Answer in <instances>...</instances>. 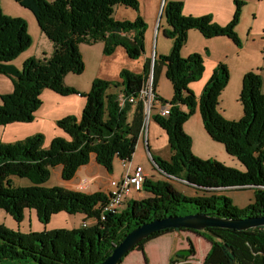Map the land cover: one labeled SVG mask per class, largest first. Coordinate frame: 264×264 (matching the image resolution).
<instances>
[{
  "label": "trees",
  "instance_id": "16d2710c",
  "mask_svg": "<svg viewBox=\"0 0 264 264\" xmlns=\"http://www.w3.org/2000/svg\"><path fill=\"white\" fill-rule=\"evenodd\" d=\"M13 1L33 15L40 32L51 42L52 53L49 58L27 59L21 69L12 65L11 62L30 46L31 38L23 19L5 16L0 9V74L10 78L12 85L10 93L0 95V126L33 121L44 89L61 96L77 94L64 85L63 79L68 73L80 75L84 70L79 45L102 43L105 55L121 47L131 59L139 57L143 51L145 25L142 20L119 22L112 17L115 6L137 9L136 0ZM181 11L179 2H164L162 6L170 28L163 34L173 40L169 55L147 59L141 74L123 71L121 83L95 79L83 95L85 105L80 118L68 117L57 122L69 140L55 138L48 149H42V135L0 145L1 210L16 221L22 218L24 210H35L43 225L52 215L62 212L83 214L85 220L93 221L88 226L84 220L82 223L87 226L75 230L29 234L0 225V263L99 264L133 229L168 216L201 213L227 219L264 218V94L260 91V76L255 72L244 75L239 96L243 116L238 121H227L218 112L219 97L229 80L225 65L217 66L196 98L189 85L201 79L203 60L197 54L186 59L180 56L190 30L198 31L206 39L227 37L238 46L234 27L239 10L224 27L211 17L183 16ZM162 71L171 83L173 100L168 116L156 114L151 118L164 131L171 156L168 161L152 158L153 165L166 181L146 178L142 190L150 197L132 200L125 211L107 213L101 221L107 193L85 194L59 187H40L47 181L50 167L60 166L61 179L70 181L78 168L87 165L91 158L108 173L112 172L115 158L130 161L143 136L145 123L143 103L137 100L139 92L151 75L155 100L159 99L156 86ZM119 96L125 99L123 105ZM130 98L136 102L129 103ZM180 105L186 106L189 112H182ZM195 111L208 137L222 144L225 152L244 167L243 172L192 154L191 139L183 125ZM10 177L25 178L33 186L13 187ZM171 180L183 181L202 194L187 197L174 188ZM243 187L253 189L254 201L242 210L219 194L225 189ZM173 231L189 230L157 231L133 250L142 251L148 241ZM205 231L207 234L195 232L210 244L202 264H264V227L246 231L207 228ZM188 251L186 260L195 255L191 243Z\"/></svg>",
  "mask_w": 264,
  "mask_h": 264
},
{
  "label": "rangeland",
  "instance_id": "374dc122",
  "mask_svg": "<svg viewBox=\"0 0 264 264\" xmlns=\"http://www.w3.org/2000/svg\"><path fill=\"white\" fill-rule=\"evenodd\" d=\"M45 1L50 2L53 0ZM136 1L138 4L137 9L115 6L112 17L119 22H134L137 18L142 20L145 25L144 48L140 56L131 59L121 47L116 48L114 53L105 55L103 53L102 43H96L90 46L84 44L79 45L78 49L84 62V70L80 75L68 73L63 79L64 85L72 88L77 94L61 96L49 89L42 90L39 96L41 105L35 112L33 121L28 123L13 122L0 126V145L13 144L16 141L24 140L28 137L42 135V149H48L51 141L55 138L69 140V136L57 126V122L68 117L80 118L85 105V97H83V95L88 92L91 83L95 79L121 83L120 75L123 71H128L133 74H141L144 63L147 59L152 60L156 54L158 56L169 55L172 50L173 40L166 38L163 34L164 30L170 29L166 23L165 16L162 13L164 2H179L182 6L181 14L183 16L211 17L212 21L221 27L230 24L236 10H239L238 20L234 27V33L239 40L238 46L227 37H213L206 39L198 31L190 30L187 33V41L180 51V53L185 49L189 51V54L185 57L180 55L185 59L194 54H197L202 58L204 72L200 80L205 77L207 78L206 82H208L219 64H223L227 68L229 75V80L226 85L227 90L226 92H223V96L221 92V97H219L220 100H222L221 107L225 110V115L222 113L220 115L225 120L238 121L243 116V107L239 100V96L242 87V79L245 74L248 72H255L260 76V91L261 94H264V0ZM0 9L5 16L23 19L27 24L28 33L31 38L30 46L11 62L12 65L21 69L24 61L27 59H41L43 57L49 58L51 56L52 44L42 32H40L33 15L28 10L22 8L13 0H0ZM38 32L40 33V36L37 34ZM245 46L246 50L243 49ZM239 48H241L242 52L238 50ZM240 73L243 75H241V87L239 90L236 89V85L238 79H240ZM189 90L197 98L198 95H195L190 87ZM238 90L239 93L237 94L236 92H238ZM11 91L12 85L10 78L6 75L0 74V95L10 93ZM156 95L159 99L154 102L151 117L156 115L163 105H169L173 100V89L164 73L160 74L157 81ZM236 107H241L242 109V116L240 118H235L234 110ZM180 110L184 113L189 112V109L184 105H180ZM195 117H198L199 119L197 111H195V113L192 114L184 124H189ZM200 121L201 120L199 119L200 125H198L207 137L208 135L202 128ZM153 122L155 121L153 120ZM158 128L161 135L165 137L167 143V137L164 134V131L159 126ZM190 139L192 143V137H190ZM198 144L197 139H194L193 147L196 149L199 148ZM216 145L225 151L222 144H217L216 142ZM168 151H170V149L167 145L165 146V155L161 156L166 158ZM134 154V159L141 163L146 174L151 176L150 180L154 182L166 181V178L154 167L142 142L140 143V146L137 147V150L135 149ZM230 159L232 161V163H230L232 166L218 162L240 172L244 171V167L237 159ZM97 167L100 169L101 174L97 172ZM117 170H119V167H117ZM60 172V166L50 167L49 177L46 182L40 185V187H59L80 193H92L96 191L95 184H101L100 186H102L104 183H109L110 185L111 182L109 173L104 168L91 163L78 168L73 179L69 182L61 179ZM9 181L13 187L22 188L33 186V184L25 178L10 177ZM170 182L176 190L182 192L187 197H194L202 194L190 186H187L183 181L171 180ZM143 194L145 196L140 197L141 200L150 196L147 191L143 192ZM219 194L227 197L231 201L232 206L239 210L246 208L254 201V193L251 187L225 189ZM122 207L125 209L128 208L126 204L119 209H122ZM187 209L191 211L190 206H188ZM84 220L85 216L83 214H67L62 212L52 215L49 222L46 225H43L39 221L35 210H24L22 218L19 221H16L9 213L0 209V225L7 230L19 232L21 234L53 230H75L81 228ZM85 221H87L88 226L92 225L93 221ZM196 249L197 256L194 257V261L198 260L204 246L201 248L200 245L196 244Z\"/></svg>",
  "mask_w": 264,
  "mask_h": 264
},
{
  "label": "crops",
  "instance_id": "0c3cea01",
  "mask_svg": "<svg viewBox=\"0 0 264 264\" xmlns=\"http://www.w3.org/2000/svg\"><path fill=\"white\" fill-rule=\"evenodd\" d=\"M37 34L40 36L39 32ZM192 37H193V35H192ZM243 49L246 50V46ZM238 50L240 52H242L241 48H239ZM188 54H189V51L187 49L183 50L180 53V55L182 57H185ZM162 73H164V72L162 71ZM241 73H245V72H241ZM241 73L239 76L240 79H238L237 85H236V89H239V90L241 87V81H240L242 78L241 75H243ZM206 81H207V78L204 77L202 80H199L197 83L194 82V83H191L189 85L190 89L194 92V94L198 95L197 98L200 96V94L203 90V87L206 85V83H207ZM226 90H227V86L224 89V91H222V96L224 94L223 92H226ZM239 90H238V92H236L237 94L239 93ZM221 102H222V100H220V98H219L218 112L220 114L222 113L223 115H225V110H223V108L221 107L222 106ZM234 115H235V118H240L242 116L241 107H236V109L234 110ZM199 119H200V116H199ZM199 119H198V117H195L194 119H192L190 121L189 124L188 123L186 125L184 124L185 133L188 136L191 135L190 137H192V139H193L192 140V146H191V151L193 152V154L199 158H202V159L215 160V161H219L223 164L232 166L230 164V163H232L230 158H234V157L229 156L225 151H223L221 149V147L216 145V142L211 140L208 136L206 137V135H204V133L202 132V129L199 127V125H200ZM201 126H202V123H201ZM202 128H203V126H202ZM194 139H197V143H199L198 144L199 148H197V149L193 147ZM141 142H142L143 146L145 147V151L148 154L150 160H152L153 157L162 159L164 161H168L170 159V156H171L170 151H168L166 158H163V156H161V155H165L164 154L165 146L168 145V141L166 143L165 137L163 135H161V132H160L157 124L155 122H153L152 118H150L148 121L146 134L138 140V143L136 146L137 147L140 146ZM137 147L135 148L136 150H137ZM134 156H135V154H134ZM89 163L95 164L96 166H99L95 162L94 158H91ZM127 163H129V164H127ZM137 165L143 169L147 179H151L150 178L151 176L146 174L142 164L139 163L138 161H136V159H134V157H133L130 161H128V162L126 161L125 164H123V162L117 158L114 159L113 164H112V172L109 173L110 181H121L126 176V174L131 173L133 168ZM117 167H119V170H117ZM96 170L99 174H101V171L98 167ZM100 185L101 184H95L96 191L92 192V193H85V194H93L96 192L107 193L109 188H110L109 183H104V184H102V186H100ZM143 192H144L143 190H141L140 192H134V191L132 192L131 191L130 194L124 199L122 206H124V204H126L128 206V204L132 200H141L140 197L145 196L143 194ZM122 211H125L124 207H122V209H119V212H122ZM190 243L192 244V246L195 250V255L192 257H189L187 260H181L177 264H202L203 259L205 258V256L207 255V253L210 249V244L206 241V239L203 236H201L195 232H192V231H173V232L161 235L157 238H154V239L148 241L144 245L142 251H138L135 249V250L129 252L123 258L121 264H171V260L176 255V253L178 251H181V250H188ZM196 244L200 245L201 248H203V246H204V249H202L198 260L194 261L193 260L194 257L197 256ZM0 264H36V263L32 262V261H28V262L5 261V262H2Z\"/></svg>",
  "mask_w": 264,
  "mask_h": 264
},
{
  "label": "water",
  "instance_id": "95a60500",
  "mask_svg": "<svg viewBox=\"0 0 264 264\" xmlns=\"http://www.w3.org/2000/svg\"><path fill=\"white\" fill-rule=\"evenodd\" d=\"M152 163L155 164L153 160ZM257 227H264V218L251 217L246 219H227L195 213L185 216H168L163 219H155L149 223L136 227L128 233L117 245L114 246L110 255L99 264H119L141 241L148 238L153 233L164 229H185L199 233H206L205 230L207 228L246 231ZM188 256V250L178 251L171 260V264H177L181 260H186V257Z\"/></svg>",
  "mask_w": 264,
  "mask_h": 264
},
{
  "label": "built area",
  "instance_id": "2783aa9c",
  "mask_svg": "<svg viewBox=\"0 0 264 264\" xmlns=\"http://www.w3.org/2000/svg\"><path fill=\"white\" fill-rule=\"evenodd\" d=\"M137 100L142 101L144 106V116H145V123L143 129V136H144L146 134L147 124L149 119L151 118V113L154 108V102H155V95L153 91V83H152L151 75L149 76L145 85H143L142 89L140 90ZM119 102L120 105H123L125 99L122 96H119ZM128 102L134 104L136 100L130 98ZM169 109H170L169 105H163L160 108V110H158L157 114L162 117H166L169 115ZM125 162H123V164H125ZM156 169L158 168L156 167ZM158 171L160 170L158 169ZM146 178L147 177L143 169L137 165L133 168L132 172L126 174V176L121 181H111L110 188L107 192L108 200L102 208L100 220L103 221L107 213L112 214L118 212L119 208L122 206L124 202V199L130 194L131 191L140 192L142 190V185ZM81 226L86 227L87 225L86 223H82Z\"/></svg>",
  "mask_w": 264,
  "mask_h": 264
}]
</instances>
